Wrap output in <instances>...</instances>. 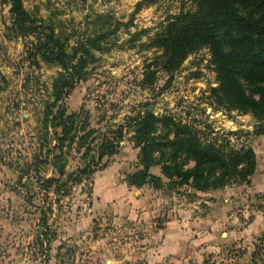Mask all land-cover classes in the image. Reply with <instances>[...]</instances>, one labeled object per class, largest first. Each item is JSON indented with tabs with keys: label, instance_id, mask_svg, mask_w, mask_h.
Here are the masks:
<instances>
[{
	"label": "rangeland",
	"instance_id": "374dc122",
	"mask_svg": "<svg viewBox=\"0 0 264 264\" xmlns=\"http://www.w3.org/2000/svg\"><path fill=\"white\" fill-rule=\"evenodd\" d=\"M140 1L25 0L32 15L53 25L63 38L70 37L72 44L99 30L100 17L121 23V30L108 38L110 51L97 52L99 60L89 66L88 79L64 101L68 114H79L77 128L87 118L89 128L98 131L91 143L96 147L109 129L127 125L129 117L146 108L194 126L205 142L230 139L235 147H254L255 137L264 136L254 134L257 120L250 114L218 109L210 98L217 84L207 49L190 55L172 78L159 72L154 85L144 82L147 65L159 70L156 59L161 52L151 47L152 39L171 17L191 12L195 5L189 0H160L137 11ZM10 28V4L0 0V216H7L16 228L0 246V264H264V231L254 238L251 251L243 253L234 246L218 249L215 244L225 229L217 224L212 226L218 236L212 248L197 240L198 229H190L180 252L162 255L167 211L185 214L188 205L199 202L201 207L202 199L215 196L187 187H129L127 176L140 169L133 133L126 135L118 154L104 158L81 183H70L61 192L57 186L45 188L46 179L59 177L47 162L41 128L44 105L61 69L42 62L39 68L32 66L28 54L32 38L14 37ZM258 139L262 155L264 140ZM84 153L85 148L67 142L68 173L86 167L97 156L92 152L87 161ZM152 173L162 175L161 168H152ZM251 196L253 202H261L260 196ZM242 212L237 214V226L243 229L256 216L264 218V206Z\"/></svg>",
	"mask_w": 264,
	"mask_h": 264
},
{
	"label": "trees",
	"instance_id": "16d2710c",
	"mask_svg": "<svg viewBox=\"0 0 264 264\" xmlns=\"http://www.w3.org/2000/svg\"><path fill=\"white\" fill-rule=\"evenodd\" d=\"M159 1L142 0L137 11ZM189 1L195 9L171 17L152 39L151 47L161 52L156 59L159 70H152V64L147 65L144 82L154 85L159 72L172 78L190 55L207 49L216 73L217 86L210 90L215 107L252 115L259 124L254 134L264 135V0ZM8 2L13 36L32 38L28 48L31 65L39 68L42 62L61 69L44 105L41 128L44 147L48 148L47 162L59 177L46 179L45 188L57 186L61 192L70 183H81L104 158L119 153L129 133L134 134L140 166L137 172L127 176L129 187L149 186L156 190L187 187L208 193L250 183L258 168L252 146L235 147L230 139L205 142L194 126L172 115L158 116L146 108L135 117H129L127 125L109 129L93 147L91 143L96 142L94 136L98 131L89 128L87 118V122L77 128L79 114H68L63 104L70 92L88 79L89 66L99 60L97 52L110 51L108 38L121 30V23L100 17V24L96 25L99 30L72 44L70 37L63 38L53 25L32 15L25 7V0ZM53 142L56 145L50 149ZM67 142L77 144L79 149L85 148L87 161L92 152L97 156H93L86 167L68 173L64 157ZM154 167H160L162 175L153 174Z\"/></svg>",
	"mask_w": 264,
	"mask_h": 264
},
{
	"label": "crops",
	"instance_id": "0c3cea01",
	"mask_svg": "<svg viewBox=\"0 0 264 264\" xmlns=\"http://www.w3.org/2000/svg\"><path fill=\"white\" fill-rule=\"evenodd\" d=\"M255 138L256 141H253V148L257 154L258 168L251 178L250 183L244 184L246 186L233 185L222 190L201 193L215 196V198H210L208 200L202 199L201 202L204 204L201 207H197L199 202L188 205V209H185L187 210L185 214L178 215L179 213H173V210L167 211V223L165 229L162 231V237L164 238L160 249L162 255L171 256L180 252L181 246L185 244V239L188 237L187 231L190 229H198L197 240L201 242L206 241L208 248H212V245H214L218 239V236L215 234L216 229L212 228V226L215 227L216 224L218 227L221 228L222 226V228L225 229V231L221 233L222 240L218 241L220 243L215 244L218 245V249L234 246L238 251L243 253L251 251L252 243L255 240L254 238H256L261 231H264V218L256 216V219H254L247 228L243 229L237 226V223L239 225L237 214L242 212V210V214L250 212L252 207H256L258 211V206H264V154L261 155V151L258 150L259 146H256L257 139L259 138V141L264 140V136H256ZM242 190L244 194L240 193ZM257 192H261V194H257ZM253 193H255L256 199H259L258 196L261 197V202H257V200H255V202L252 201L251 195ZM217 196L226 197L222 200L221 197L218 199ZM239 205H241V209H239ZM194 209H196V212L193 211ZM233 210L234 212H231ZM10 221L11 220L8 219L7 216H0V233L3 234L2 238L0 236V246L4 245V242L7 240V235L15 233L16 228L11 226ZM181 222L182 227L179 226ZM205 227H208V229L204 230L206 229ZM230 227H233V230H230Z\"/></svg>",
	"mask_w": 264,
	"mask_h": 264
},
{
	"label": "built area",
	"instance_id": "2783aa9c",
	"mask_svg": "<svg viewBox=\"0 0 264 264\" xmlns=\"http://www.w3.org/2000/svg\"><path fill=\"white\" fill-rule=\"evenodd\" d=\"M261 248H264V244H263V246H261Z\"/></svg>",
	"mask_w": 264,
	"mask_h": 264
}]
</instances>
